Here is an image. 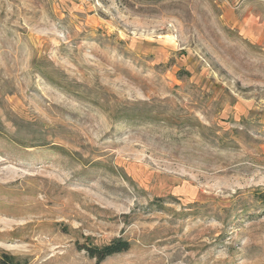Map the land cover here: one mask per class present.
<instances>
[{"label": "rangeland", "instance_id": "1", "mask_svg": "<svg viewBox=\"0 0 264 264\" xmlns=\"http://www.w3.org/2000/svg\"><path fill=\"white\" fill-rule=\"evenodd\" d=\"M5 257L264 264V0H0Z\"/></svg>", "mask_w": 264, "mask_h": 264}, {"label": "trees", "instance_id": "2", "mask_svg": "<svg viewBox=\"0 0 264 264\" xmlns=\"http://www.w3.org/2000/svg\"><path fill=\"white\" fill-rule=\"evenodd\" d=\"M130 248L129 242L120 238L112 240L109 244L103 247L97 246H82L81 249L85 250L91 258H95L98 262H103L106 258L128 251ZM1 264H14L11 257H5Z\"/></svg>", "mask_w": 264, "mask_h": 264}, {"label": "crops", "instance_id": "3", "mask_svg": "<svg viewBox=\"0 0 264 264\" xmlns=\"http://www.w3.org/2000/svg\"><path fill=\"white\" fill-rule=\"evenodd\" d=\"M253 25L254 24L252 23V15L251 16L245 15L241 30H242V34H244V36H246L250 39L256 38V36H255L256 28Z\"/></svg>", "mask_w": 264, "mask_h": 264}]
</instances>
